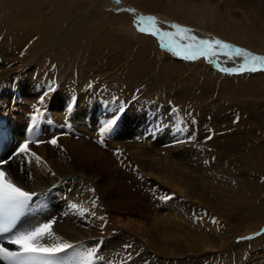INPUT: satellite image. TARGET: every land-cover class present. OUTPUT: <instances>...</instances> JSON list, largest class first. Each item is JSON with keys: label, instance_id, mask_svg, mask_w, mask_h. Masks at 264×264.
<instances>
[{"label": "rangeland", "instance_id": "1", "mask_svg": "<svg viewBox=\"0 0 264 264\" xmlns=\"http://www.w3.org/2000/svg\"><path fill=\"white\" fill-rule=\"evenodd\" d=\"M120 1L124 6L122 8L126 11H118L116 1L112 2L111 0L109 5L105 3V0H0V60L4 61L5 64L0 66V70L7 69L10 73H15V70L33 62L30 54H27V56L25 54L29 46L34 49L35 46L44 45L48 42L45 45L46 49L44 47H41L39 51L35 49L36 52L33 54L38 61L34 59V62L38 64L40 62L41 67L46 65L50 71L56 72H53L54 76L50 77L41 73V71H39V74L49 78L52 77L55 82L67 78L70 80L65 82L69 84L70 82H79L71 77L80 68V72L84 77L82 85L87 86L86 98L90 100L87 103L99 98V102L104 106V104L109 105L107 100L113 98L120 121L127 112L128 107L134 102H137L144 112L146 106L154 108L164 105L163 102H158V97H165L162 85L170 83L172 86L176 85L177 87H180V85L186 88L191 87V93L195 92L193 94L195 96L192 97V104L196 107L198 104L207 103L210 100L215 107L223 103L234 104L237 102L242 107L244 106L243 102H248L252 98L259 104L256 107H260V118L256 117L255 111H251L250 107L247 106L246 108L249 111L246 117L250 116V118L243 124L248 126L244 125L241 128L249 127V124L256 126L255 124H258L256 120L260 124L264 123V105L263 102L261 103L264 97V72L230 75L224 72H216L215 68L212 67L213 65L207 63L204 59L194 62L176 59L179 57L161 49L156 37L140 33L136 25L134 26L135 22L133 21V16L136 18L135 13L137 12L145 16L157 15L161 19L165 18L167 22L170 21L196 29L197 36L200 38H209L211 34L214 38H219L235 46L246 48L254 54L261 55L264 54V9L261 8H264V2L261 0ZM126 6H131L135 13L127 11ZM119 16L122 20L119 19ZM169 25L165 24L166 28L162 29L171 30ZM18 27L23 31L25 30L21 32L22 37L20 38L17 37L21 36ZM40 35L42 38H40ZM58 35H62L61 39H57ZM52 41L56 42L53 44L54 46L51 44ZM35 42L37 43L35 44ZM96 42L101 43L99 47H102V50L98 47L100 50L98 53H103V56L100 58L94 55L98 53L90 47ZM104 43H107V45L103 46ZM58 45L59 47H57ZM61 47L62 49L59 51ZM72 49H75L76 52ZM45 53L52 55V60L57 67L55 64H51V66H54L55 69L49 68L47 60H50L46 59ZM223 60L224 57H221V61ZM131 62H134L137 68L141 69L133 72V75H124L127 67L131 66ZM236 63L238 62L236 61ZM227 64H231L230 67L233 66L232 62ZM228 65L225 66L228 67ZM144 66L148 69L149 81L154 82L153 88L145 89L142 87L144 80L147 79L144 78V74L147 75ZM60 68L61 70H59ZM95 71L102 73L101 75L113 73V79L116 80L115 84L112 85L113 89H111L115 94L114 97H111L108 93L101 94L100 86L104 84L97 83L94 86L91 83V78L96 76ZM39 74L36 75L39 77ZM205 80L209 81L208 85L214 86L209 94L201 92L202 89H199V87L205 85ZM193 83H195V88L192 87ZM38 87H41L40 82H38ZM128 87L132 90L129 91ZM89 88L91 92H89ZM222 88H225V90H222ZM101 95L103 99L100 98ZM121 105L125 108L122 114L118 112ZM167 105L170 106V103ZM235 108L233 109L237 110ZM171 109L175 112L178 111L174 108ZM202 109H206V106L204 105ZM234 112L239 113L238 110ZM120 121L116 127V142L103 140L106 142H98L97 146L88 138L84 139L88 140L85 143L89 144L98 154L102 152V155L99 154L100 158L115 155L113 167H117L115 169L116 175L120 173L119 180H116L115 183L116 188L121 190L126 186L130 192H135L138 191L136 183L132 181L127 173H124L125 170L132 169L134 160L126 152L116 147V143L118 145L121 140L131 139L128 130L121 126ZM235 121L238 122L237 118ZM132 123L128 125L131 133L134 129ZM221 123L217 124V128L221 129ZM157 126L153 128V131H147V134H145L146 137L150 133L153 135L150 136L149 141L156 140L155 149L158 148L159 151L165 154L174 155V152L177 151L165 149L173 147L175 141H182L176 143V146L180 150H187L175 154L178 157L193 153L194 148L201 149V152L198 153L201 159L191 168L194 170L195 179L192 181V185L201 196L186 199V195L183 197L174 191L163 190L151 178L148 180L147 188L149 194L157 201L155 204L156 209L147 211V208H145L147 212L143 216L131 204L119 202L114 212L116 218L119 219V224L117 225L115 221L112 223L113 240L120 241L119 245L122 253L126 259H129H127V263L264 264V235L252 239H239L236 242L238 238L252 236L253 231L264 228V191H261L258 185L247 186L244 183H237V179L240 181L244 177L235 172H228L229 177L227 179L220 172L213 171L211 168L212 159L207 150L208 144L206 140H203L202 143L194 142V134H199L198 130L201 129L194 126L190 120L179 124L166 123L161 126L160 123H157ZM53 127L55 136L52 133V137L57 138L56 145L58 147L61 145L62 148L65 143L63 139H60L63 135L56 130L57 122L53 123ZM177 131L181 136H176L175 132ZM166 132H170L175 139L165 143L166 139L163 134ZM260 134L256 137H259L258 140L262 141ZM262 135L264 137V134ZM145 141L146 139H143L138 144L148 143ZM249 142L251 143L250 140ZM110 149L111 152H108ZM256 149L260 150L258 147ZM62 150H64V147ZM64 151L62 153L67 154V151ZM60 153V151L53 152V154ZM86 153L89 154L88 151ZM209 159H211L210 162ZM247 160H249L248 163L251 162L248 168H251L254 162L259 163V159L255 156L248 157ZM262 173L264 175V172ZM140 196L138 195V197ZM165 197L171 198L165 199ZM67 202L70 201L67 200ZM207 206H209V209ZM155 215H157L156 219H154ZM129 227L138 228V239L127 235L124 242L121 243L120 235L124 232V228ZM91 231L107 236L112 233L101 230ZM205 243H209L211 246L206 251L202 249H194L192 252L187 251L192 246L202 247ZM126 245H131V247L126 248ZM115 254V260L119 264V253L115 252Z\"/></svg>", "mask_w": 264, "mask_h": 264}, {"label": "bare ground", "instance_id": "2", "mask_svg": "<svg viewBox=\"0 0 264 264\" xmlns=\"http://www.w3.org/2000/svg\"><path fill=\"white\" fill-rule=\"evenodd\" d=\"M111 1H116L115 3L118 5L117 8H124L120 0L119 2H117V0ZM261 1L264 2V0ZM105 3L109 5L110 0H105ZM204 4L206 3L204 2ZM205 6L207 7V5ZM261 8L262 10L264 9L263 7ZM135 14L140 13L137 12ZM119 19L122 20L121 16H119ZM157 19L160 22L159 26L161 28H166L165 24L173 23L170 21L167 22L165 18L161 19L157 17ZM13 31H15V29ZM18 31L21 34L23 30L18 27ZM193 31L194 34L197 35V30L193 29ZM199 32L201 33V31ZM62 35H58L57 39H61ZM17 37H22V34ZM40 38H42V36ZM210 38L214 37L210 34L209 39ZM36 43L37 42H35V44ZM55 43L56 42L52 41L51 44L53 45ZM46 44H39L35 46L34 49L29 46L25 54L26 56L30 54V57L33 58V62L26 64L23 68L15 70V73H10L7 69L0 70V116L3 126L9 134L7 142L4 143L0 160H9V163L3 165V168L9 173L17 186L23 188L25 191L37 194L33 203V212L27 213V215L22 218L18 225V229L24 230L34 227L39 223H44L49 219H55L56 223L53 224L52 230L55 236L59 237V240L55 238H46L44 242L48 244L66 242L73 246L70 249H66L65 252L60 253L56 264H75L76 262V264H80L81 259L87 252L93 249H95V258L92 264H118L115 260V252L119 253V264H128V258L126 259L124 257L121 246L119 245L120 241L116 242L113 240L112 223L115 221L117 225L119 224V219L116 218L114 212L119 202L131 204L141 215L145 214L148 210L151 211L156 209L155 204L157 201L149 194L147 188L148 180L151 178L153 181H156L163 190L167 189L174 191L183 197L186 195V199L199 198L198 196H201L195 191L192 185V181L195 179L194 170L191 169L196 162L201 159L198 155L201 149L194 148L193 153L188 155L183 154L181 157L175 156V154H179L180 151L186 152L187 150H180V148L176 146V143H178L176 141L173 142L174 148L169 147L165 149L177 151L174 152V155L172 154L173 156L159 151L158 148L155 149L154 145L156 144V140L149 141V139H151L150 136L153 135L150 133L146 137L145 134H147V131L151 132L153 128L158 127L157 123H160L161 126L166 123L179 124L183 123V121L190 120L194 126L201 129L198 130L199 134H194V142L202 143L203 140H206L208 144L207 150L212 159L211 168L213 171L220 172L227 179L229 177L228 172H235L244 177V179L242 178L243 180L240 181L237 179V183H244L247 184V186L258 185L261 191H264V175L262 173L264 172V137L262 135L264 134V123L260 124L256 120L258 124L255 125L257 127L249 124V127L241 128V126L244 125L248 126L247 124H243L250 118V116L246 117L249 111V109L246 108L247 106L250 107L251 111H255L256 117H259L261 113L260 107H256L259 104L254 99L250 98L248 102H243L244 106L242 107L239 105V102L234 104L230 103L231 105L229 103H223L215 107L212 105L211 100L207 103L203 102V104H198L196 107L192 104V97L195 96L193 95L195 92L191 93V87L188 86L186 88L182 85L177 87L176 85L172 86L168 83L162 85V91L165 93V97H158V102H163L164 105L154 108L146 106L144 112L143 109L139 107V104L134 102L128 107L127 112L120 121V116L116 113L113 98L107 100V104L109 105L104 104V106L99 102V98L87 103V101L90 100L86 98L87 86L82 85L84 77L82 72H80V68L77 71L78 73L75 72L73 77H71L77 79L79 82H70L67 84L65 81L70 79L63 78L55 82V79L52 77L49 78L50 76H54L52 73L56 71L52 72L46 65L45 67H41L39 65L40 62L39 64L34 62V59L37 58H35L33 54L36 50L39 51L41 47L46 49ZM99 44L101 43L96 42L93 45L91 44L92 46L90 47L98 53V51H100L98 49ZM59 45L57 47H59ZM102 45L106 46L107 43ZM47 48L49 47L47 46ZM99 48L102 50V47ZM61 49L62 47L59 51ZM94 55L100 58L103 56V53L99 52ZM261 55L264 54L262 53ZM51 56L50 53H45L46 59L51 61L47 60L49 68H54L51 64H55L57 67ZM237 62L239 63L238 60ZM130 64L131 66L127 67L124 75H133V72L141 69L137 68L134 62ZM2 65H5L4 61L0 60V66ZM61 68L59 70H61ZM143 68L147 73V75L144 74V78L147 79L144 80L142 87L145 89L150 87L153 88L154 82H150L148 79V69L146 66ZM39 71L49 75V77L40 75ZM95 72L96 76L91 78V83L94 86L97 83L104 84L103 86L99 85L101 94L108 93L111 97H114L115 94L112 92L113 90H111L113 89L112 85L115 84L116 81L113 79V73H104V75H101L102 73H98V71ZM36 74H39V77ZM104 79L106 80L103 81ZM37 81L41 84L40 88L38 87ZM204 82L205 85L199 87V89L201 88V92H207V94H209L214 86L211 87L208 85V80ZM194 85L195 83L192 84V87L195 88ZM222 85L226 86L227 84ZM50 87L53 89L52 91H49ZM109 87L111 88L109 89ZM128 89L129 91L132 90L130 87H128ZM222 90H225V88H222ZM89 92H91L90 88ZM41 96H44L43 102L40 100ZM243 96H245V94H243ZM100 98L103 99V96L101 95ZM219 98L224 99L222 97ZM262 102L264 105V97L261 100V103ZM169 103L170 106L167 105ZM204 105L206 109H202ZM234 107H236L235 109H237L239 113L234 112L237 111L233 109ZM171 108H174V110L177 109L178 113ZM34 116H36L38 120L35 126L32 122ZM117 117V124L113 125L109 132L105 133L108 137L105 134L102 137L99 129L106 121ZM236 118L238 122L235 121ZM119 121L121 126L128 130L131 139L121 140L118 145L116 143V147L126 152L134 160V166H132L133 170L131 169V171L128 169L125 170L124 173H127L132 181L136 183L138 191L135 192H130L126 186L123 188L121 187V190L116 188L117 185H115V183L116 180H119L118 176L120 173L117 172L118 174L116 175L115 169L117 167H113L115 164V155H112L113 157L108 155L105 156L106 158H100L99 154L102 152L98 154L89 144L85 143L91 140L98 146V142H106H101V140L116 142V127L119 125ZM54 122H57L56 130L63 135L60 139H63L65 143L63 147L64 150L67 151V154L62 153L65 151L62 150L63 147L61 148V145L58 147V145H53L49 142L53 139L52 133L55 136V129L53 127ZM131 122H133L131 125L134 126L132 133L128 129V125ZM220 122H222L220 125L221 129L217 128V124ZM175 133L176 136H181L178 131ZM259 133H261L259 136L262 137V141H259V137H256ZM163 136L166 139L165 143L175 139L170 132L164 133ZM209 136H211V139H207ZM99 137L102 138L100 139ZM84 138H88V140ZM143 139H146L145 142L148 143L138 144V142H141ZM25 140L30 141L29 152L10 159V157H13L16 153L18 145ZM256 147L260 148V150L256 149ZM54 151H60L61 153L53 154ZM86 151H88L89 154H87ZM108 152H111V149ZM32 153H35L36 156L40 158L39 162H37L36 156H33ZM254 156L259 159V163L254 162V165L248 168L251 162L248 163L247 161L249 160H247V158H252ZM211 159L208 161L210 162ZM138 195H141V198L138 197ZM67 200L70 202H67ZM93 202H95V206H93ZM73 203L81 208L87 209L88 212L83 216L79 215L76 210L71 208ZM145 208H147V211ZM207 208L209 209V206H207ZM93 212L95 215H91ZM156 218L157 215L154 216V219ZM91 230H101L112 233H108L109 235L107 236L93 233ZM138 232L139 230L137 227L124 228V232L120 235L121 243L124 242L127 235L138 239ZM12 247L14 246H11V248ZM210 247L209 243H205L202 247L192 246L190 249H187V251L192 252L194 249L206 251ZM0 264H3V262L0 261Z\"/></svg>", "mask_w": 264, "mask_h": 264}, {"label": "snow or ice", "instance_id": "3", "mask_svg": "<svg viewBox=\"0 0 264 264\" xmlns=\"http://www.w3.org/2000/svg\"><path fill=\"white\" fill-rule=\"evenodd\" d=\"M119 2V0H117ZM129 12L135 13L134 9H127ZM136 28L140 33L149 34L156 37L161 49L181 58L185 61H197L204 59L207 63L213 65L219 71L227 74H243L264 72V55H257L249 50L237 47L219 38H200L194 34L193 29L172 23L169 29L165 30L159 26V21L155 16H145L136 14ZM221 57L224 60L221 61ZM239 63H236V61ZM232 62V67L222 66ZM53 89L50 87L49 91ZM41 102L44 96L40 97ZM125 108L123 105L118 109L119 113H123ZM117 118L106 121L99 129L101 136L109 132L113 125L117 124ZM33 125L38 123L36 116L33 117ZM8 132L0 126V144H4L8 140ZM211 139V136L207 137ZM51 144H57V138L49 141ZM103 142V140H101ZM178 143L182 141H177ZM29 140H25L18 145L16 153L10 159L16 158L21 154L29 152ZM36 156L35 153H32ZM37 162L40 158L36 156ZM9 163V160L0 161V261L3 264H56L60 253L65 252L73 246L69 243H53L44 242L47 239L59 240L53 232V224L55 219H49L44 223H39L34 227L24 230L18 229V221L25 217L26 213L33 212V198L37 195L34 192L25 191L17 186L3 165ZM171 197H165L170 199ZM95 206V202H93ZM73 210L79 215H85L88 210L79 207L73 203ZM95 215V213H91ZM264 234V230L255 233V236ZM253 236L241 237L239 239H252ZM5 242L9 246H15L14 250L9 246H5ZM126 248L131 245H126ZM95 249L90 250L81 259L80 264H92L95 258Z\"/></svg>", "mask_w": 264, "mask_h": 264}]
</instances>
